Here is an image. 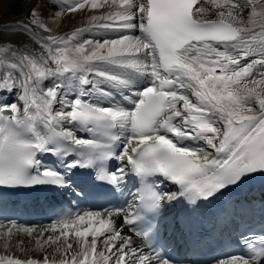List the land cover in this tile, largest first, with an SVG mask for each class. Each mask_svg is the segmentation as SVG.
Wrapping results in <instances>:
<instances>
[{
    "label": "snow or ice",
    "instance_id": "1",
    "mask_svg": "<svg viewBox=\"0 0 264 264\" xmlns=\"http://www.w3.org/2000/svg\"><path fill=\"white\" fill-rule=\"evenodd\" d=\"M31 5L0 19V189L87 198L97 193L67 177L90 169L124 204L67 209L46 227L0 220V264H200L167 254L161 219L167 205L195 212L264 173V0ZM45 5L54 10L45 15ZM77 12L80 26L54 32ZM255 206L237 200L225 211L235 218ZM239 238L246 255L210 264H264V231Z\"/></svg>",
    "mask_w": 264,
    "mask_h": 264
},
{
    "label": "bare ground",
    "instance_id": "2",
    "mask_svg": "<svg viewBox=\"0 0 264 264\" xmlns=\"http://www.w3.org/2000/svg\"><path fill=\"white\" fill-rule=\"evenodd\" d=\"M7 6L6 0H0V12H2L3 9ZM54 10V6L52 5H45L42 9L43 13L47 15L49 11ZM15 18H20V17H15ZM86 17L80 13L77 12L75 14H72L71 16H67L64 18H61L60 20L56 21L54 24H52L54 32L57 34L64 33V32H70L74 27L80 26ZM49 84L51 83L50 81L48 82ZM10 97H14L12 101H14L15 96L14 95H9Z\"/></svg>",
    "mask_w": 264,
    "mask_h": 264
},
{
    "label": "rangeland",
    "instance_id": "3",
    "mask_svg": "<svg viewBox=\"0 0 264 264\" xmlns=\"http://www.w3.org/2000/svg\"><path fill=\"white\" fill-rule=\"evenodd\" d=\"M6 2H7V6L5 7V9L2 10V12H0V19H4V20H8L9 18L16 16L18 12L23 10L21 3L28 5V10H30V8L32 7L31 5L32 0H6Z\"/></svg>",
    "mask_w": 264,
    "mask_h": 264
}]
</instances>
